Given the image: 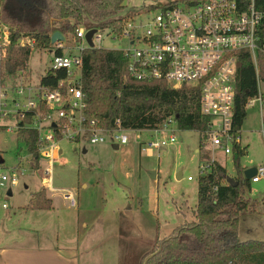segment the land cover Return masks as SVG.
<instances>
[{
	"label": "rangeland",
	"instance_id": "obj_1",
	"mask_svg": "<svg viewBox=\"0 0 264 264\" xmlns=\"http://www.w3.org/2000/svg\"><path fill=\"white\" fill-rule=\"evenodd\" d=\"M176 1L179 0H128L127 4L140 10L130 13L127 21L147 23L158 12V7ZM5 28L0 20V31L4 32ZM108 33V30L101 33L105 38L96 42V46L105 50H121L126 42L108 39ZM64 46L65 53L74 49L77 46L75 37L68 35ZM53 55V49L32 50L28 67L34 83L51 67ZM259 72L258 66L257 74ZM259 93L264 97V81H259ZM246 110L247 117L239 132L237 150L234 147L236 144L229 143L231 154L226 155L223 150L213 147L210 137L204 143L211 161L221 163L233 179L238 176L236 163L244 172L264 165V111L261 112L258 104L247 106ZM171 130L178 136L177 142L160 150L147 146L151 141L167 137ZM167 132L162 135L151 132L129 133V144L119 149H114L109 139L96 145L85 141L62 140L58 143L62 154L54 163L50 186L42 173L49 160L41 157V167H32L28 149L18 139V132L6 133L2 130L0 177L3 174L11 176L15 172L19 179L15 186L8 182L0 186V238L8 235L7 230H17L19 227L40 229L38 234L34 232L35 235L51 239H76L87 232L105 238L111 229L108 224L118 218L120 235L126 241H131L128 242L130 244L123 242L124 248L128 256L137 261L140 258L141 264L142 257L151 251L155 243L169 235L178 225L195 219L198 180L204 175L202 157L198 152L199 133L181 131L174 121L168 124ZM178 174L182 176L180 180ZM189 177L192 180H188ZM42 189L53 200L55 208L47 213V220L36 217L39 213L32 215L26 211L31 195ZM66 195H72L76 205L64 198ZM245 197L254 204L255 211L241 215L239 241H264V178L259 183L250 181V187L245 189ZM98 209L105 210L102 218L105 223L101 226L94 224L91 215L83 218ZM116 210L117 215L112 212ZM82 221L87 222V228L81 226Z\"/></svg>",
	"mask_w": 264,
	"mask_h": 264
},
{
	"label": "trees",
	"instance_id": "obj_2",
	"mask_svg": "<svg viewBox=\"0 0 264 264\" xmlns=\"http://www.w3.org/2000/svg\"><path fill=\"white\" fill-rule=\"evenodd\" d=\"M157 1V0H154ZM188 0H179L184 2ZM128 0H0V20L8 29L9 44L3 68L9 75L28 71L33 49H53L64 55L65 46L52 44L51 36L60 32L65 41L76 37L81 27L86 30L114 29L120 33L129 17H116L127 8ZM256 9L264 13V0H255ZM135 12L140 8L134 7ZM63 22L62 24H60ZM20 40L33 41L22 45ZM82 87L86 103L85 115L98 119L107 130L119 127L130 131L152 130L172 119L181 131H197L200 155L208 169L198 180V203L195 219L177 226L151 251L141 264H264V241H239L240 217L253 213L254 204L245 197L250 181L236 163L238 182L228 183L226 168L210 159L204 148L209 139L210 118L201 114L198 87L174 89L163 80H136L128 75V60L121 50L86 48L82 52ZM256 66L249 51L237 61L234 131H240L247 117V104L259 94V81H264V53L258 55ZM261 75V76H260ZM66 72H47L40 82L55 89ZM18 139L30 155L32 167H40L39 134L20 125ZM235 149H238L236 144ZM204 149V150H203ZM52 202L45 190L32 195L27 209L50 210Z\"/></svg>",
	"mask_w": 264,
	"mask_h": 264
},
{
	"label": "built area",
	"instance_id": "obj_3",
	"mask_svg": "<svg viewBox=\"0 0 264 264\" xmlns=\"http://www.w3.org/2000/svg\"><path fill=\"white\" fill-rule=\"evenodd\" d=\"M157 9L149 22L136 24L127 18L119 34L107 29L106 38L126 42L121 51L128 60L129 77L163 80L174 89L198 87L201 114L211 120V144L226 155L231 154L229 143L240 142V131L233 129L237 61L241 52L249 51L258 72V55L264 53V13L256 9L255 0H188L164 4ZM88 31L79 28L75 37L77 46L64 55H53L46 73L66 72V79L55 89L32 82L26 71L15 76L6 73L3 65L9 44L8 29L0 31V132L17 133L21 124L38 132L40 157L49 160L42 169L45 182L53 178L54 163L61 154L58 143L62 140L96 145L109 139L121 147L129 144V133L166 134L168 124L174 121L170 119L152 130L130 131L119 127L111 131L98 119L85 115L82 52L89 48L85 40ZM103 31L97 30L94 34L93 48H98L96 42L105 38L101 35ZM19 43L31 47L34 44L29 40ZM57 47L63 48V42L57 43ZM254 104L264 111L262 94L250 99L247 106ZM177 140L178 136L171 130L170 135L147 146L160 150ZM207 169L203 165L202 173ZM256 170L252 183L264 178V165ZM18 179L15 172L11 176L3 174L0 186L6 182L15 186ZM66 198L76 205L72 195Z\"/></svg>",
	"mask_w": 264,
	"mask_h": 264
},
{
	"label": "crops",
	"instance_id": "obj_4",
	"mask_svg": "<svg viewBox=\"0 0 264 264\" xmlns=\"http://www.w3.org/2000/svg\"><path fill=\"white\" fill-rule=\"evenodd\" d=\"M46 71L47 70H45V73ZM28 78L34 82L29 67ZM40 80L37 82H40ZM198 152H200V149ZM60 153L62 154V151H60ZM248 170H251V168ZM181 178V174H178V180ZM52 181L53 180L46 181V183L49 182L48 184L51 186ZM47 198L52 202L50 210H33L26 208L27 213H33L32 215L39 213L36 217L47 220V217H49L47 213L55 210L53 207V200L49 197ZM64 198H66V196ZM112 212L115 215L118 214V210ZM104 213L105 210L98 209L95 212H89L83 216V218L91 215V220L93 222L95 221L94 224L96 226H101L102 223H105V221L102 220ZM33 218L35 219V216H33ZM117 219L118 218L112 221L113 223L111 222L108 224L111 229L109 235L105 238L96 233L91 234L92 232H87L84 235H79L76 239H51L46 236L35 235L34 232L38 234V232L41 231L40 229H25L19 227L15 230L12 228L11 230H7V236L0 238V264H140V258L137 261L134 257L128 256L129 253H127L124 245L131 241H126V239L122 238L120 235L118 230L120 221ZM134 225L135 224L132 222V226ZM81 226L87 228L88 224L86 221H82Z\"/></svg>",
	"mask_w": 264,
	"mask_h": 264
},
{
	"label": "water",
	"instance_id": "obj_5",
	"mask_svg": "<svg viewBox=\"0 0 264 264\" xmlns=\"http://www.w3.org/2000/svg\"><path fill=\"white\" fill-rule=\"evenodd\" d=\"M134 6H132L131 4L127 5V8L120 12L119 14L116 15V17L120 18V17H127L130 13L134 12ZM63 22H61L60 24H62ZM96 29L93 30H89L86 34L85 40L87 42V44L89 45V48H93L94 47V43L92 41V38L94 36V34L96 33ZM64 41V37L62 36V34L60 32H55L52 36H51V42L52 44H57ZM55 126V125H54ZM114 149H119V146L117 144H114ZM256 168H253L251 170H247L244 172V176H245V180L250 181L255 175H256ZM151 175H155L154 172H150ZM178 178V177H177ZM228 183L236 186L238 185V182H234L231 178L228 179ZM9 195H11V192H9Z\"/></svg>",
	"mask_w": 264,
	"mask_h": 264
}]
</instances>
